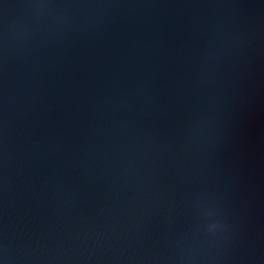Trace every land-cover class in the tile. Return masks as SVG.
<instances>
[{"label":"water","instance_id":"95a60500","mask_svg":"<svg viewBox=\"0 0 264 264\" xmlns=\"http://www.w3.org/2000/svg\"><path fill=\"white\" fill-rule=\"evenodd\" d=\"M0 264H264V0H0Z\"/></svg>","mask_w":264,"mask_h":264}]
</instances>
